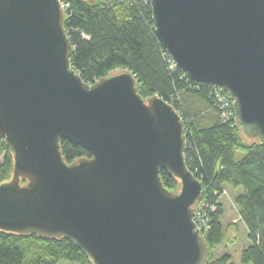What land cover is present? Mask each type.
Returning <instances> with one entry per match:
<instances>
[{"label": "water", "instance_id": "95a60500", "mask_svg": "<svg viewBox=\"0 0 264 264\" xmlns=\"http://www.w3.org/2000/svg\"><path fill=\"white\" fill-rule=\"evenodd\" d=\"M149 1L175 67L227 91L245 136L264 143V0ZM64 21L60 0H0V140L14 156L0 231L65 238L94 264H206L183 120L127 70L85 83ZM61 141L90 158L68 164Z\"/></svg>", "mask_w": 264, "mask_h": 264}, {"label": "trees", "instance_id": "16d2710c", "mask_svg": "<svg viewBox=\"0 0 264 264\" xmlns=\"http://www.w3.org/2000/svg\"><path fill=\"white\" fill-rule=\"evenodd\" d=\"M60 1L69 5L64 28L74 49L73 67L85 83L94 84L118 70H127L137 80L144 100L158 96L183 120L186 165L203 184L199 203L216 208L209 211L210 229L204 235L206 264H231L230 255L216 259L213 254L224 240L222 200L229 193L251 240L242 253V263L264 264V143L246 137L237 120H223L215 88L192 81L174 66L155 33L149 0ZM60 144L68 164L90 158L81 146L68 141ZM13 168V153L0 140V184L12 178ZM160 177L168 191H180L181 182L169 172L162 170ZM62 261L94 264L65 238L0 231V264Z\"/></svg>", "mask_w": 264, "mask_h": 264}, {"label": "rangeland", "instance_id": "374dc122", "mask_svg": "<svg viewBox=\"0 0 264 264\" xmlns=\"http://www.w3.org/2000/svg\"><path fill=\"white\" fill-rule=\"evenodd\" d=\"M241 157H243V155L239 154V158ZM228 195L229 196L224 197L222 200L225 210V216L223 218L224 240L223 243L214 250L213 254L216 259L228 254L232 257L231 264H243L242 253L251 245V240L245 226L239 220L231 193ZM199 205L198 203L194 208H199ZM59 264L71 263L62 261Z\"/></svg>", "mask_w": 264, "mask_h": 264}, {"label": "built area", "instance_id": "2783aa9c", "mask_svg": "<svg viewBox=\"0 0 264 264\" xmlns=\"http://www.w3.org/2000/svg\"><path fill=\"white\" fill-rule=\"evenodd\" d=\"M61 2V1H60ZM61 9L66 16V11L69 9V5L61 2ZM175 66V65H174ZM216 97L218 98L219 104L222 110V118L225 122H230L233 119L236 120V114L234 110V100L233 97L226 91L216 89ZM199 203V202H198ZM196 204V206L198 205ZM199 208H194V220L199 233L204 237V235L210 229V222H209V211H215V207H207L204 203H199Z\"/></svg>", "mask_w": 264, "mask_h": 264}]
</instances>
